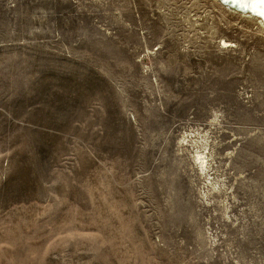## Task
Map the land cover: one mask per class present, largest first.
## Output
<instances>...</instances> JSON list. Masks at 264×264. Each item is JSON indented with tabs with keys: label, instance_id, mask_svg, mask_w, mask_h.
<instances>
[{
	"label": "rangeland",
	"instance_id": "374dc122",
	"mask_svg": "<svg viewBox=\"0 0 264 264\" xmlns=\"http://www.w3.org/2000/svg\"><path fill=\"white\" fill-rule=\"evenodd\" d=\"M260 25L0 0V264H264Z\"/></svg>",
	"mask_w": 264,
	"mask_h": 264
},
{
	"label": "bare ground",
	"instance_id": "6f19581e",
	"mask_svg": "<svg viewBox=\"0 0 264 264\" xmlns=\"http://www.w3.org/2000/svg\"><path fill=\"white\" fill-rule=\"evenodd\" d=\"M216 2L226 7L229 11L245 17L255 18L264 29V0H216ZM197 160L200 162L199 164L202 168L207 165L206 157L202 156V154H197Z\"/></svg>",
	"mask_w": 264,
	"mask_h": 264
}]
</instances>
